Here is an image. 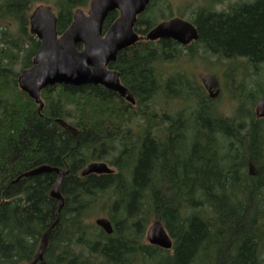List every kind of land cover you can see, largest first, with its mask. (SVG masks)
I'll list each match as a JSON object with an SVG mask.
<instances>
[{"label": "trees", "instance_id": "trees-1", "mask_svg": "<svg viewBox=\"0 0 264 264\" xmlns=\"http://www.w3.org/2000/svg\"><path fill=\"white\" fill-rule=\"evenodd\" d=\"M225 1L186 0L181 11L171 0L149 4L138 33L159 23L152 13H176L199 38L141 39L118 52L111 67L135 104L103 85L56 84L42 90L40 112L17 82L41 43L33 12L52 5L62 34L90 0H0V264H29L53 225L47 264H264V118L254 112L264 96V0L215 7ZM118 16L109 13L104 31ZM209 56L231 64L216 99L195 73ZM240 80L244 94L232 89ZM92 161L114 170L83 176ZM43 165L65 171L59 216L58 174L29 172ZM151 222L172 249L148 243Z\"/></svg>", "mask_w": 264, "mask_h": 264}, {"label": "water", "instance_id": "water-1", "mask_svg": "<svg viewBox=\"0 0 264 264\" xmlns=\"http://www.w3.org/2000/svg\"><path fill=\"white\" fill-rule=\"evenodd\" d=\"M152 0H91L88 13L78 10L74 14L72 24L59 35L57 15L52 7L41 5L37 7L30 20L33 34L41 44L33 59V65L25 68L18 76V84L38 104L41 112L44 101L41 91L56 84L81 86L85 84L103 85L124 97L132 104L135 97L131 90L120 81L119 72L108 68L117 57V53L135 44L141 36L134 27L139 14L144 12ZM114 10L120 12L118 19L103 35V25L108 14ZM146 40L171 38L180 43L188 44L198 38L195 25L181 17H173L161 21L147 32ZM79 45H83L79 49ZM202 82L208 95L216 99L221 93V83L213 73L202 75ZM257 114L264 116V97L256 106ZM31 174L56 172L58 179L51 191L52 197L58 199L59 209L64 206V197L60 185L65 171L61 168L40 166ZM112 169L106 162L89 163L83 170L84 176L91 173H110ZM28 174V173H27ZM95 224L107 232L112 231L110 221L105 217L95 219ZM44 233L38 254L29 264H47L44 254L48 246L51 231ZM148 240L164 249H171L172 238L161 223H154L148 231Z\"/></svg>", "mask_w": 264, "mask_h": 264}, {"label": "rangeland", "instance_id": "rangeland-1", "mask_svg": "<svg viewBox=\"0 0 264 264\" xmlns=\"http://www.w3.org/2000/svg\"><path fill=\"white\" fill-rule=\"evenodd\" d=\"M172 2H174L175 4H176V7H174V9L176 10V11H181L183 8H184V3H185V1L186 0H171ZM232 1H235V0H226L224 3H218V4H216V8L217 9H219V10H223V8H226L227 7V5L230 3V2H232ZM238 1V0H237ZM40 4H47V5H50V4H48V3H40ZM40 4H38V5H40ZM85 10L87 11L88 10V8H85ZM175 11V12H176ZM151 18H152V20L153 21H156V20H158V21H160L162 18L160 17V13H158L157 14V12H154V13H152L151 15ZM175 16H178L176 13H175ZM205 59V58H204ZM206 61H203V60H200V61H197V62H195V66H196V71H195V73L198 75V78L200 79V81H201V83H202V80H201V78H202V75L205 73V72H212V73H214L218 78H219V80H220V82H221V84H222V87L223 86H225L226 85V81H227V78H226V76H225V72L227 71V69H228V67L231 65L230 64V62H226V61H218L216 58H211L210 56L207 58V59H205ZM237 64V63H236ZM237 65H239V64H237ZM240 67H242L241 65H239V66H237V68H236V70L237 71H235V75H236V72H237V80H239L240 79V77H241V75H242V73L244 72V70L242 69V68H240ZM212 69H214V70H218V72H219V74H220V76H219V74H217L216 73V71H214V70H212ZM223 77H224V79H223ZM257 81H259V82H257V84H258V87L260 88V89H264V76L263 77H261V79H256ZM242 84V80H240L239 82H238V84H235L234 85V87H232V89H233V91L235 92V93H237V94H244L246 91H248V90H250V87L249 88H247V89H243V88H240V85ZM223 91V88H221V92ZM258 92V94H260L261 95V91L260 90H258L257 91ZM225 99H227L226 101L227 102H225V104L227 103H229V101H228V99L229 98H225ZM255 108V107H254ZM96 217V216H95ZM97 217H101V215H98ZM95 219V218H94ZM154 223V222H153ZM152 222L149 224V226H151L152 224H153ZM149 228V227H148ZM150 264H156L155 262L154 263H150Z\"/></svg>", "mask_w": 264, "mask_h": 264}, {"label": "bare ground", "instance_id": "bare-ground-1", "mask_svg": "<svg viewBox=\"0 0 264 264\" xmlns=\"http://www.w3.org/2000/svg\"><path fill=\"white\" fill-rule=\"evenodd\" d=\"M190 22V21H189ZM192 23V22H191ZM196 27V26H195ZM197 28V27H196ZM197 31H198V28H197ZM198 38H199V32H198ZM198 38L197 39H195V40H192L190 43H188V44H183V43H180V42H178V41H176V40H174V39H172V40H174V41H176V42H178L179 44H181V45H184V46H186V45H189V44H191L192 42H194V41H197L198 40ZM167 39H171V38H167ZM202 80V79H201ZM85 85H88V84H85ZM94 85V84H93ZM19 86V85H18ZM82 86V85H81ZM106 88V87H105ZM106 89H108V88H106ZM110 90V89H109ZM113 91V90H112ZM115 92V91H114ZM117 93V92H116ZM261 100V99H260ZM259 100V101H260ZM259 101L256 103V105H255V108H254V112H255V115L258 117V118H264V116H260V115H258L257 114V111H256V106H257V104L259 103ZM52 168H55V167H52ZM63 170V169H62ZM31 174V173H30ZM31 175H36V174H31ZM65 175V174H64ZM83 175V174H82ZM84 176V175H83ZM64 178V177H63ZM63 180V179H62ZM63 208V207H62ZM61 208V209H62ZM57 214H58V212H57ZM59 214H60V212H59ZM59 216V215H58ZM106 218V217H105ZM108 219V218H107ZM109 220V219H108ZM111 223V222H110ZM52 227H54V225L52 226ZM111 227H112V225H111ZM51 228V227H50ZM105 231V230H104ZM106 233H108V234H111L112 232H113V228H112V231L111 232H107V231H105ZM147 241H148V243L149 244H151L150 242H149V240L147 239ZM151 245H155V244H151ZM155 246H157V245H155ZM159 247V246H158ZM161 248V247H160ZM162 249H164V248H162Z\"/></svg>", "mask_w": 264, "mask_h": 264}]
</instances>
